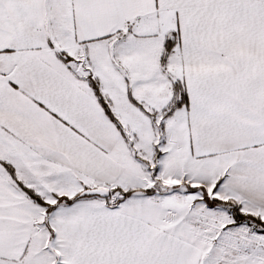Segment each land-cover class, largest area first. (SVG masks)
Listing matches in <instances>:
<instances>
[{
    "label": "snow or ice",
    "instance_id": "obj_1",
    "mask_svg": "<svg viewBox=\"0 0 264 264\" xmlns=\"http://www.w3.org/2000/svg\"><path fill=\"white\" fill-rule=\"evenodd\" d=\"M0 264H264V0H0Z\"/></svg>",
    "mask_w": 264,
    "mask_h": 264
}]
</instances>
